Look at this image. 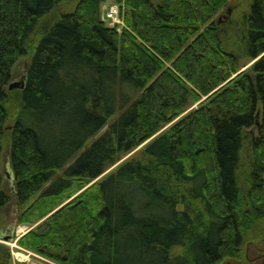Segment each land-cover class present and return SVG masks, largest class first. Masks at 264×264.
<instances>
[{
    "label": "trees",
    "instance_id": "16d2710c",
    "mask_svg": "<svg viewBox=\"0 0 264 264\" xmlns=\"http://www.w3.org/2000/svg\"><path fill=\"white\" fill-rule=\"evenodd\" d=\"M66 1L0 0V157L6 138L17 222L49 215L19 244L61 264L238 257L264 220V0L224 21L228 0H116L120 33L106 0H77L40 25Z\"/></svg>",
    "mask_w": 264,
    "mask_h": 264
},
{
    "label": "rangeland",
    "instance_id": "374dc122",
    "mask_svg": "<svg viewBox=\"0 0 264 264\" xmlns=\"http://www.w3.org/2000/svg\"><path fill=\"white\" fill-rule=\"evenodd\" d=\"M76 1L77 0H68L58 5L53 11V13L48 14L44 19L41 20L40 25H42L45 22L50 23L54 21L56 17L73 11ZM151 1L156 3L158 0H151ZM114 3H116V0H106V3H104L102 6V17L105 7ZM246 4H247V0H228V3L224 8L223 12L219 13L216 16V19L224 21L226 17L230 18V17L239 16L245 10ZM120 18L122 20L121 24H117V26H115L117 33H120L122 30L127 29V25L124 22L123 18L122 17ZM38 38H39V28L36 29L35 33L32 36L31 41L35 42ZM30 57H31V53H28L26 56L20 57L15 62L12 68L11 81L22 80L23 76H25L26 69L29 65ZM249 65L250 64L243 66L241 71L246 69ZM17 94H19V89H16L15 93H13L14 96ZM6 107L8 109V120H7L8 124L11 125L15 123L19 118L22 120L26 119L25 109L19 108L16 99H12L10 102H8L6 104ZM90 143L91 141L88 140L87 145H89ZM139 148L135 149L128 155L124 156L117 164L109 168L104 174L109 172L120 162L134 156L138 152ZM8 158H9V143H8V139L5 138L3 140V149L0 157V167H1V172L3 174L2 189L10 196V202L0 212V254L3 253V251L5 252L6 250H8L10 253V247L5 243H3L2 241V240H6L5 236H8L9 238L13 237V239H10L9 241L11 242L15 241L17 245L23 247L22 245L19 244V239L24 235H26L30 230L37 231L38 233L44 232L46 229L45 225H44L45 229L43 231H40V229L44 227L42 226L43 222L49 216V215L46 216L45 218L41 219L40 221L32 225L20 224L17 222L25 208L20 207L14 199L13 188L15 182L13 181V176L11 171H10V178H8L7 176L6 165L9 163ZM96 181L97 180H94L90 182L88 185H86L84 188L80 189L76 194H74L68 200H66L65 203L74 199L77 195L81 194L84 190L92 186ZM22 227H26L28 228V230L23 232V234L19 235L18 237L13 235L16 229ZM221 264H264V220L258 223L253 233L247 237V241L243 246L241 253L238 255V257L227 258Z\"/></svg>",
    "mask_w": 264,
    "mask_h": 264
},
{
    "label": "built area",
    "instance_id": "2783aa9c",
    "mask_svg": "<svg viewBox=\"0 0 264 264\" xmlns=\"http://www.w3.org/2000/svg\"><path fill=\"white\" fill-rule=\"evenodd\" d=\"M102 19L110 28H115L117 24H121L120 8L117 4H111L105 7ZM28 228L22 227L15 230L16 237L27 231ZM12 238L2 240L3 243L10 247V264H61L51 258H48L40 252L33 251L16 244V242L9 241Z\"/></svg>",
    "mask_w": 264,
    "mask_h": 264
},
{
    "label": "water",
    "instance_id": "95a60500",
    "mask_svg": "<svg viewBox=\"0 0 264 264\" xmlns=\"http://www.w3.org/2000/svg\"><path fill=\"white\" fill-rule=\"evenodd\" d=\"M228 14H229V12H228ZM24 86H25V76H23V78H22L21 81H10V83L8 85V89L9 90H13V89H19V90H21V89L24 88ZM6 167H7V176H8V178H10V171L11 170H10L8 164L6 165ZM44 229H45V226L42 227L40 229V231H43ZM8 238H9L8 236H5V239H8Z\"/></svg>",
    "mask_w": 264,
    "mask_h": 264
}]
</instances>
